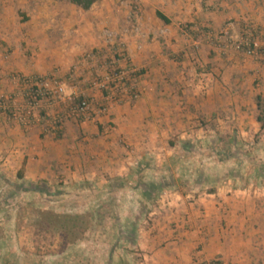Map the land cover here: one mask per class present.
I'll return each instance as SVG.
<instances>
[{"label":"crops","instance_id":"0c3cea01","mask_svg":"<svg viewBox=\"0 0 264 264\" xmlns=\"http://www.w3.org/2000/svg\"><path fill=\"white\" fill-rule=\"evenodd\" d=\"M228 22L233 39L251 28L264 46V0H97L87 11L66 0H0V98L24 104L25 86L14 76H53L63 87L56 102L43 107L46 121L35 114L23 128L0 112V183L24 188L17 194L24 199L17 211L45 192L72 199L85 190L109 193L115 179L132 187L139 169L171 170L173 160L219 152L217 137L264 147V125L261 129L257 121V98L264 103V60L219 52L203 38L207 29L220 34ZM107 35L118 39L126 54L114 64L141 71L140 97L113 105L94 120L67 119L68 97L101 99L95 81L114 59ZM56 116L63 122L54 131L48 122ZM186 141L193 143V153L181 149ZM7 226L14 229L12 221ZM14 231L19 252L15 246L3 250L4 259L28 252L30 264L39 257L37 248L48 249L49 243L37 244L28 229ZM8 241H0L1 252ZM136 244L129 259L135 264H259L263 184L233 189L228 182L212 194L164 191L140 223Z\"/></svg>","mask_w":264,"mask_h":264},{"label":"trees","instance_id":"16d2710c","mask_svg":"<svg viewBox=\"0 0 264 264\" xmlns=\"http://www.w3.org/2000/svg\"><path fill=\"white\" fill-rule=\"evenodd\" d=\"M66 1L82 11H87L97 0ZM261 102V98L258 97L257 121L262 129L264 103ZM43 116L45 117L44 114ZM258 135H256L255 143L258 142ZM231 140L224 143L222 138L217 137L215 141L219 145L214 149L217 148L219 152L205 155L199 160L189 158L181 162L173 160L171 166L177 176L170 168L149 170L144 168L135 173L137 180L132 187L127 186V181L115 179L110 185L109 193L85 190L84 194L72 199L68 195L65 198L64 196L55 198L50 193L39 192L43 193V196H39L40 200L34 199L25 207L37 210L39 222L35 227L38 232L51 233L58 237L56 251L46 255L41 264H60L61 261L64 264L70 259L71 252H74V249L77 251L79 245H83L80 255L87 264H113V255L117 257L120 264H135L129 259L137 249L138 227L140 223L148 219L154 203L164 191L182 188L199 192L205 189L207 193L212 194L228 182L233 183V189H244L254 179L257 181L256 186H259L264 180V147H256L261 154V158L256 160L255 154L251 151L252 147L232 144ZM222 142L223 145L220 144ZM198 147L202 148L200 145ZM181 149L187 153H193L194 145L189 141L182 142ZM252 159L256 161L254 164ZM251 164H253V170L250 174ZM17 177L21 179L20 174ZM4 183L6 187L3 192H0V202H2L1 208L6 207L0 209V218L10 219L18 209L9 208L8 202L15 200L17 194L25 192L22 185L13 189L7 185L8 182L4 181ZM8 222L11 223V221ZM6 225L5 230L0 228V241L9 240L8 246L2 249V252L0 250V264H4V257L7 255V252H3L11 251L12 246H15L14 253L19 252L16 250L17 244L13 239L15 231L12 226L7 228ZM104 247L105 251H103ZM17 259L15 256L13 261Z\"/></svg>","mask_w":264,"mask_h":264},{"label":"built area","instance_id":"2783aa9c","mask_svg":"<svg viewBox=\"0 0 264 264\" xmlns=\"http://www.w3.org/2000/svg\"><path fill=\"white\" fill-rule=\"evenodd\" d=\"M233 29L232 22H228L220 34H216L210 29L203 33L206 43L219 52L233 50L246 57L259 58L264 60V46H261L255 37L254 30L247 28L246 33L237 40L233 39L230 31ZM113 49V62H106L104 74L97 78L95 87L101 94V99L96 101L90 97H68L66 118L81 121L94 120L97 116L106 115L111 106L123 103L125 100L135 101L140 97L137 88V81L142 73L138 69L127 67L119 68L114 62L126 59V54L121 43L112 35H107ZM196 47L197 44H194ZM75 68H78L75 67ZM76 71V69L74 70ZM14 80L23 84L24 104L13 106L0 98V112L14 119L23 128L30 127L35 114L43 120H47L41 113L48 105H53L57 98L62 95V84L53 76L47 77H21L14 76ZM44 107V108H43ZM45 115V114H44ZM63 122V117L56 116L51 124L54 131L58 130ZM195 264H204L197 262ZM210 264H223L215 260Z\"/></svg>","mask_w":264,"mask_h":264},{"label":"rangeland","instance_id":"374dc122","mask_svg":"<svg viewBox=\"0 0 264 264\" xmlns=\"http://www.w3.org/2000/svg\"><path fill=\"white\" fill-rule=\"evenodd\" d=\"M252 147V152L255 154V158L256 160L257 159H260L261 158V154L259 153V150L255 147V145H251ZM260 148H263V147H260ZM248 150V149H247ZM253 160V159H252ZM252 162V161H251ZM256 161L253 160V164L255 163ZM250 165L249 167V172L251 174L253 168H252V165ZM256 180H252L250 185H256ZM263 184V187H264V180L261 181L260 185L261 186ZM5 188V185H1L0 183V192H3ZM5 192V191H4ZM39 199V198H37ZM40 200V199H39ZM1 201V199H0ZM24 202V199H21L20 197L16 198V200H10L8 203V207L9 208H17L19 209L20 205L22 206ZM2 202H0V209L2 210V208L6 207H2ZM37 206V205H36ZM3 220H10L12 221V223L14 224V230H17L19 229L22 230V232H24L25 229H28L33 237L35 238V240L37 241L36 243L37 244H43L42 246L45 247L46 244L49 243V246L47 247L48 249H46L44 252L40 249H36L34 254L36 256H39L37 258H34L30 264H41L42 261H44L45 259V256L48 255L49 253H52V252H55L56 250V247L58 245V237L57 236H54L53 234L51 233H40L38 232L37 228L35 227L36 223L39 222V215L37 213V210L33 209V208H26L24 210H19L17 212L14 213V216L10 219H7L6 217L5 218H0V228L1 229H4L5 228V224L9 223L7 221H3ZM7 227V225H6ZM8 228V227H7ZM23 228V229H21ZM5 230V229H4ZM57 238V244L56 245H52V240L53 239H56ZM50 247H53L54 249L51 250ZM21 252H24V251H21ZM42 252V253H41ZM24 254V256H20L16 261H9V259H5V262L4 264H29L30 262V259L28 256L30 253L28 252H24L22 253ZM33 254V253H31ZM77 254H80V252L77 253V251L74 250V252L72 251L71 252V257L69 260H67L64 264H87V261L85 260H82V257L80 256V258L78 259L77 257ZM70 255V254H69ZM16 262V263H15ZM68 262V263H67ZM264 263V258L260 259V263L259 264H263ZM60 264H63V261H61Z\"/></svg>","mask_w":264,"mask_h":264}]
</instances>
